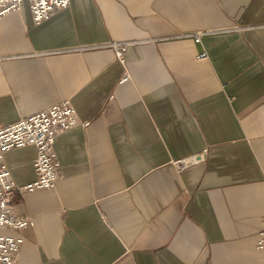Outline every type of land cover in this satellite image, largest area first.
Segmentation results:
<instances>
[{
  "label": "crops",
  "instance_id": "0c3cea01",
  "mask_svg": "<svg viewBox=\"0 0 264 264\" xmlns=\"http://www.w3.org/2000/svg\"><path fill=\"white\" fill-rule=\"evenodd\" d=\"M0 57L1 124L64 99L80 120L56 186L12 192L18 264H264V0H69L39 24L24 1ZM35 157L6 152L17 185Z\"/></svg>",
  "mask_w": 264,
  "mask_h": 264
},
{
  "label": "built area",
  "instance_id": "2783aa9c",
  "mask_svg": "<svg viewBox=\"0 0 264 264\" xmlns=\"http://www.w3.org/2000/svg\"><path fill=\"white\" fill-rule=\"evenodd\" d=\"M24 1H28L36 24L69 5V0H0V18L18 9ZM208 31L199 30L193 35L199 40L200 36ZM111 46L115 49L116 58L123 62L128 43L114 42ZM205 56V52L197 55L198 58ZM79 123L77 109L70 99H64L31 115L22 116L11 123H0V227L21 229L33 224L31 217L18 215L14 211L11 205L12 192L18 190L23 194L56 186L60 177V163L54 147L56 138L61 132ZM81 124L88 125V122L84 121ZM29 144L36 147L35 178L23 185H17L6 163L5 154L13 148ZM198 160V155H190L175 160V164L179 168H184ZM22 243V236L0 233V264H18ZM256 246L264 250V221L257 235Z\"/></svg>",
  "mask_w": 264,
  "mask_h": 264
},
{
  "label": "rangeland",
  "instance_id": "374dc122",
  "mask_svg": "<svg viewBox=\"0 0 264 264\" xmlns=\"http://www.w3.org/2000/svg\"><path fill=\"white\" fill-rule=\"evenodd\" d=\"M174 164H175V160H174ZM176 165V164H175ZM193 165V164H192ZM177 166V165H176ZM190 166V165H189ZM187 167V166H186ZM177 168H179L178 166H177ZM180 169V168H179Z\"/></svg>",
  "mask_w": 264,
  "mask_h": 264
}]
</instances>
